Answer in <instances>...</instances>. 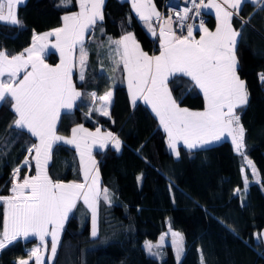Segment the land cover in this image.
<instances>
[{
    "label": "trees",
    "instance_id": "obj_1",
    "mask_svg": "<svg viewBox=\"0 0 264 264\" xmlns=\"http://www.w3.org/2000/svg\"><path fill=\"white\" fill-rule=\"evenodd\" d=\"M253 6L245 3L240 10L248 24L236 48L238 74L250 95L248 105L236 111L245 129V154L257 168L259 183L246 173L249 186L244 191L242 157L228 139L191 150L180 144L179 156H174L150 109L139 101L130 103L122 74L112 86L110 118L94 111L89 115V93L100 94L111 87L110 79L95 71L96 65L90 66L84 81L73 75L82 96L70 112H62L57 132L68 134L75 124L100 125L119 138V151L108 146L96 152L101 185L109 190L111 202H105L102 194L98 199L96 237L90 233L89 209L81 200L77 202L61 231L51 264H170L167 255L154 257L143 248L145 240L157 239L168 224L184 237L179 264H202V258L203 264H264V243L259 235L264 229V83L260 80L264 72V10L258 7L249 16ZM76 7V0L67 6L62 0H24L17 7L20 24L0 23V50L9 56L21 53L37 32L58 26L63 14ZM103 14L93 37H116L126 28L144 49H157L126 0H105ZM237 27L241 31L239 21ZM45 57L51 64L57 62L54 52ZM169 87L173 97L182 101L181 106L204 107L203 96L190 78L178 79ZM11 103L9 98L0 105V195L9 193L11 172L35 142V137L12 126L16 116ZM77 165L73 147L54 146L48 165L53 180L78 179ZM3 223L4 205L0 202V236ZM45 242L48 248L49 238L45 237ZM39 243L34 237L6 243L0 249V264H17L18 258L28 257L29 250Z\"/></svg>",
    "mask_w": 264,
    "mask_h": 264
},
{
    "label": "snow or ice",
    "instance_id": "obj_2",
    "mask_svg": "<svg viewBox=\"0 0 264 264\" xmlns=\"http://www.w3.org/2000/svg\"><path fill=\"white\" fill-rule=\"evenodd\" d=\"M24 0H0V23L18 25L17 7ZM192 7H185L183 13H177L180 21L189 19V13L195 10L200 16L202 11L214 10L218 21L215 31H210L201 21L198 31L202 33L199 39L194 36V25L186 27V35H176L170 27L160 26L159 55H149L137 43L132 33H127L118 40H109L115 45L114 56H110L114 70L126 73L128 91L135 105L137 99L151 106L159 119L160 125L167 134L168 147L176 153L177 145L182 142L187 149L201 148L214 141H220L225 136L231 138V143L238 155L243 157L252 176L258 177L255 165L244 152L245 129L240 123L238 108L249 103V91L246 83L238 74V59L236 48L242 39V30L248 21L241 22V31L232 25L233 16L239 17L243 4L261 2V0H190ZM65 6L71 0H62ZM105 0H78L79 11L63 16V26L43 35H34L32 46L17 55L9 56L0 51V105L6 99L11 100V108L16 116L13 127L27 132L35 137L37 143L27 148L28 156L12 173L11 195H0L4 205L3 238L0 239V249L18 237L38 236L45 249V237L51 238L52 261L57 255L61 231L65 221L82 200L91 210V235L96 237L97 202L101 194L103 200L110 203V193L107 188L99 187V172L97 162L92 156L93 145L101 148L108 142L119 151L121 142L112 132L101 133L99 127L95 132H89L83 125L71 130V137L57 134V122L62 111L70 112L82 93L77 91L73 83L74 52L79 49V79L85 80L88 51L85 48V35L94 30L98 22L104 20L103 7ZM132 9L138 18L145 22L153 31L150 21L153 17L161 19L152 0H131ZM264 10V3H262ZM171 18H169L170 20ZM169 21H165L168 24ZM102 30V29H101ZM55 37L53 48L60 53V63L50 66L45 63L43 54L47 44L38 43ZM118 57L119 59H116ZM188 77L195 88H198L204 98L203 110H190L181 107L182 101L173 97L170 83ZM264 83V73L260 75ZM191 89H189L190 91ZM93 104L100 105L89 110L110 118L109 108L112 103L111 90L97 96L89 93ZM58 144L72 145L80 157L83 182L63 183L53 181L48 174V165L52 158L54 146ZM32 161L35 165L34 175H25L20 179L22 167L31 171ZM242 173L244 168L241 169ZM259 183V180L257 181ZM244 191L249 186L248 176L243 178ZM236 193L240 189H235ZM172 246L179 264L184 252L183 236L178 232L171 233ZM165 242V236L160 237V243H147L145 247L151 255L153 248L160 249ZM35 258V264H44L40 247L31 250L28 260H20L19 264H29ZM203 264V258H202Z\"/></svg>",
    "mask_w": 264,
    "mask_h": 264
},
{
    "label": "crops",
    "instance_id": "obj_3",
    "mask_svg": "<svg viewBox=\"0 0 264 264\" xmlns=\"http://www.w3.org/2000/svg\"><path fill=\"white\" fill-rule=\"evenodd\" d=\"M126 1L129 3V7H130V11H131L132 15L136 18V20H139V18H138V16L136 15L135 11L132 9V6H131V0H126ZM218 2H220V0H218ZM263 2H264V0H263ZM152 3L155 5L156 10L159 12L158 3L156 2V0H152ZM205 3H207V0H205ZM258 3H259V2H256L255 4L250 3V4L254 5L253 7H254L255 9L253 8V9L249 12V16H251V15L256 11V9H257L258 7H259V8L262 7L261 5H258ZM76 4H77V7H76L75 10L70 11V12H67V13H64L63 16H65V15H70V14H72V13H74V12H78V11H79L78 0H76ZM243 5H244V4H243ZM243 5H242V7H243ZM256 5H257V7H256ZM242 7H241V9H242ZM203 13H204V14L206 15V17H207V21L204 23V26L207 27L210 31H215V28H216V26H217L218 21H217V19H216V17H215V12H214V10H206V11H203ZM63 16H62V18H63ZM153 18H156V17H153ZM246 19H247V18H246ZM246 19L243 18L241 15H239V17H237V16H233V19H232V25H233V28H234L235 30H238L237 22L239 21V22L241 23L242 21H244V20H246ZM246 21H247V20H246ZM199 25H200V23H195V24H194V36H195L196 39H199V36L202 34V33H200V32L198 31V26H199ZM62 26H63V19H62L61 23H60L58 26H55V27H53V28H50V29L45 30V31H42V32H37L35 35H43L44 33H47V32H50V31H53L54 29H56V28H60V27H62ZM97 32H98V33H99V32L101 33L102 30L99 29ZM94 33H95V31L92 30L90 33H86V35H85V48H86V50H87V48H88V50H87L88 53H89V51L92 52V57H91V58H89V55H88L87 68L85 69V77L87 76V75H86V74H87V71L90 72L89 69H91V68H88V67H90V66H95V65H96L95 69H94V68H93V69H94L95 71H99V72L103 73V74L107 77V79H110L111 87L107 88L106 90H104V91L101 92L100 94L97 93V96H100V95H103L105 92H107V91H109V90L112 91V86H113L114 84H116V83L119 81V79H120V75L122 74V80H123V82H124V84H125V87H126V89H127V93H128L129 101H130V103L133 105V103H132V99H131V96H130L129 91H128L126 73H124L123 70H122V67H123V66H122V64H121L119 69L114 70V64H113V62H112V59L110 58V56H114V55H115L114 51H112V50H114L115 45H110V44H109V40H110V39H111V40H118V39H120L122 36L126 35L127 33H132V34H133L132 30L124 28V29L122 30L121 34L118 35V36H116V37H112V36H110V35H103V34H102L101 37H97V38H95V37H93V34H94ZM133 35H134V34H133ZM149 35H150V34H149ZM150 36H151V35H150ZM134 37H135V35H134ZM135 39H136L137 43H139L141 49H142L144 52H147L149 55H159V52H160V39H161L159 34H158L157 39H156V46H157V49L154 50V51H149V50L144 49V48L141 46L140 42L137 40L136 37H135ZM55 42H56V40H55V37H54V36L49 37L47 41L38 42V43H44V44H47V49H46V51H45L46 54H47L48 52H50V51L55 53V55H56V57H57V62H55L54 64L49 63V62L47 61L45 55H43V58L47 61V62L45 61V63H47V64H49L50 66H53V67L60 63V53H59L58 50H56L55 48L52 47V45L55 44ZM32 43H33V40H31V43H30V45H29L27 48L31 47V46H32ZM90 48H91V50H90ZM25 49H26V48H25ZM25 49H24V50H25ZM24 50H23V51H24ZM23 51H22V52H23ZM18 54H20V53H18ZM15 55H17V54H15ZM235 55L237 56V59H238L237 52H235ZM73 59H74V64H75V66H74V68H73V75L76 74V78H77L78 80H80V79H79V63H78V60H79V49H78V48H77V49L75 50V52H74V57H73ZM116 59H119V58L116 57ZM238 62H239V59H238ZM260 75H261V74H260ZM72 79H73V77H72ZM242 80H243V79H242ZM73 82H74V80H73ZM74 85H75V84H74ZM75 87H76V86H75ZM76 89H77V88H76ZM197 90L200 92V90H199L198 88H197ZM92 92H95V91H92ZM200 93H201V92H200ZM201 94H202V93H201ZM202 96H203V95H202ZM203 100H204V98H203ZM138 101L141 102V103H143V104H145V105L150 109V111L153 113V115L156 117V115H155V113L152 111L150 105L146 104V103L143 101V99H139V98H138L136 102H138ZM100 103H101L100 101H96V103L93 104L92 99H91V106H92V109H94L95 107H98V106L100 105ZM204 105H205V102H204ZM181 107H185V106H181ZM186 108H187V107H186ZM203 108H204V107H203ZM203 108H202V109H197V111H199V110H203ZM189 109H190V108H189ZM109 110H110V108H109ZM190 110H194V109H190ZM62 112H63V111H62ZM94 112H96V111H94ZM96 113H98V112H96ZM98 114H99V113H98ZM156 119H157V121H158V123H159V119H158V117H156ZM78 125H83V124H75V125H73V126L71 127V130H72V128H74V127H76V126H78ZM159 125H160V123H159ZM83 126H84V128H86L89 132H95V130H96L97 127H99V128L101 129V133L112 132L111 130H109V129H107V128H103V127L100 126V125H97V126H95V127H89V126H86V125H83ZM160 127H161L163 133L165 134V139H166L167 146H168V138H167V134L164 132L163 127H162L161 125H160ZM71 130H70V132H69L68 134H61V133H58V132H57V134H58V135H61V136H64V137H71ZM112 133L114 134V132H112ZM114 135H115V134H114ZM115 136H116V135H115ZM222 139H228V140L231 141V138H230V137H227V136H225V137L222 138ZM37 142H38V141H37L36 138H35V142H34V143H37ZM214 142H217V141H214ZM214 142H212V143H214ZM212 143H209V144H212ZM180 144H182V142L179 143V144L177 145V147H178ZM209 144H207V145H209ZM64 145H66V144H64ZM232 145H233V144H232ZM67 146H69V147H73L74 150H75V153H76V160H77V163H78L76 170L78 171L79 178L76 179V180H68V181H62V180H53V181H59V182H63V183H70V182H77V183H80V182H83V173H82V169H81V165H80V157H79V154H78V152L76 151V149H75L74 146H72V145H67ZM108 146L114 148V147L112 146V143H111V142H108V143L106 144V146L103 147V148H101V147L99 146V144L93 145V147H92V156H93V158L96 160V162L98 161V158H97L96 152H97V151H103V150L106 149ZM233 147H234V145H233ZM168 148H169V147H168ZM169 149H170V148H169ZM170 151L173 153L174 156H177L176 153L173 152L172 149H170ZM29 158H30V161H31V157H30V156H29ZM97 169H98V165H97ZM98 172H99V170H98ZM34 174H35V165H34V161H32L31 171H30V173H29L28 175H34ZM48 174H49V172H48ZM49 176H50V174H49ZM50 177H51V176H50ZM99 178H100V174H99ZM99 187H100V189H103V186L101 185V180H99ZM8 195H11V194H10V193H7V194H4V195H2V196H8ZM81 201H82V200H81ZM82 203H83V201H82ZM83 204H84V203H83ZM84 206L87 207V205H85V204H84ZM87 208H88V207H87ZM89 211H90V224H91V210L89 209ZM3 229H4V223H3ZM2 233H3V231H2ZM21 237H22V236H21ZM31 237H34V238H37L38 240H40L38 236H29V237H27V238H31ZM22 238H23V237H22ZM24 238H25V237H24ZM37 245H39V247H40V249H41V254H42V256L44 257V263H49V264H51L52 262H49V261H48V255H49L48 251H49V248H48V249L46 248V251H45V250H43L44 245H43L42 243H41V244L39 243V244H37ZM52 261H53V260H52ZM33 264H35V259H34V261H33Z\"/></svg>",
    "mask_w": 264,
    "mask_h": 264
},
{
    "label": "built area",
    "instance_id": "obj_4",
    "mask_svg": "<svg viewBox=\"0 0 264 264\" xmlns=\"http://www.w3.org/2000/svg\"><path fill=\"white\" fill-rule=\"evenodd\" d=\"M197 2H198V0H197ZM262 3H264L263 0H261V2L258 3V5H262ZM158 7H159V13L161 14V19L157 20L156 18H152V20L150 21V23L152 25V29L155 30V35L153 34V31L149 30V27L145 24L144 21L139 19L137 22L138 25L140 26V28L144 32L151 35L153 43H156V39H157V36L160 32V26L161 25H164V27L166 29L168 27H170L172 29V31L176 33V35H186L187 29H186V27L182 28V26H181L182 24L183 25H187V24H193L194 25L195 23H201V21H203V23H205L207 21V17L203 13V11H202V14L200 16H196L195 10H193L192 12L189 13V19L188 20H186V21H180L179 20V18L176 14L177 13L182 14L183 9L185 7L191 8L192 4H191L190 0H158ZM169 18H171V19L169 20ZM165 21H169V23L165 24ZM45 54L46 53H44L43 55H45ZM26 157H28V159H29L28 153H26L20 159V161L17 163L16 167L20 166ZM22 168H24L25 170H24L23 174L19 173L21 180L23 179V177L25 175H28L30 173V171L27 167H22ZM12 173H13V171L11 172V186H12ZM11 186L9 188L10 194H11V192H10Z\"/></svg>",
    "mask_w": 264,
    "mask_h": 264
},
{
    "label": "rangeland",
    "instance_id": "obj_5",
    "mask_svg": "<svg viewBox=\"0 0 264 264\" xmlns=\"http://www.w3.org/2000/svg\"><path fill=\"white\" fill-rule=\"evenodd\" d=\"M0 51H2V50H0ZM44 61H46V60L44 59ZM46 62H47V61H46ZM73 83H74V82H73ZM74 84H75V83H74ZM244 152H245V150H244ZM246 156H247V155H246ZM247 158H248L249 160H251L248 156H247ZM29 160H30V159H29ZM251 161H252V160H251ZM242 162H243V168H244V175H245L246 173H248V174L250 175V179L257 180L258 177H255V178H254V177L252 176L251 169H250L249 167L246 166L243 157H242ZM252 163H253V162H252ZM253 164H254V163H253ZM255 167H256V166H255ZM256 170H257V168H256ZM246 175H247V174H246ZM248 180H249V179H248ZM1 203H2V202H1ZM65 222H66V221H65ZM97 229H98V221H97ZM2 231H3V230H2ZM172 232H178V233L181 234V236H183V234H182L181 231H179V230H177V229H174V228L170 227L169 224H168L167 228L159 234V236L157 237V239H155V240H145V241L143 242V248H144L145 252H146L148 255H151V254L148 252L147 248L145 247L146 242L155 245V244L160 243V237H161V236H165V242H164V244L162 245V247H161L160 249L153 248V252H157V251H158L160 254H159V255H155V256H154V255H151V256H154V257H161L162 255L165 254V255L168 256L169 261H170V264H177L178 262H177L176 257H175V249H174V247L172 246V239H173V237H172V235H171ZM90 233H91V224H90ZM2 234H3V233H1L0 239L3 238ZM259 235L261 236V238H262V240H263V243H264V229H262V230L259 231ZM91 236H92V235H91ZM21 238H22V237H21ZM23 238H24V237H23ZM47 238H49V242H48V248H49V251H48L49 255H48V257H49V256L51 255V238H50V237H47ZM39 241H40V240H39ZM6 243H7V242H6ZM183 244H184V237H183ZM35 247H39V245H34V246L29 250V253H31V250H32L33 248H35ZM48 248H47V249H48ZM43 250L46 251L45 247L43 248ZM29 256H30V255H29ZM29 256H28V257H21V258H18V259H17V264H19V261H20V260H28V259H29ZM34 259H35V258L33 257V260H34ZM30 260H31V259H30ZM30 260H29V261H30ZM48 261H49V259H48ZM49 262H52V261H49ZM44 264H45V263H44Z\"/></svg>",
    "mask_w": 264,
    "mask_h": 264
}]
</instances>
